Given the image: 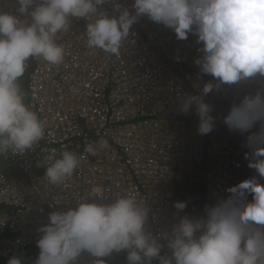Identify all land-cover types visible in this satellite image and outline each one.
<instances>
[{
    "label": "clouds",
    "instance_id": "1",
    "mask_svg": "<svg viewBox=\"0 0 264 264\" xmlns=\"http://www.w3.org/2000/svg\"><path fill=\"white\" fill-rule=\"evenodd\" d=\"M15 3V13L0 11V158L24 156L46 134L26 100L24 79L20 82L29 59L62 65L66 50L58 41L73 20L86 22L88 49L119 56L136 35L134 26L146 19L176 41L191 39L196 45L198 83L194 92L177 98V114L195 116L200 136L222 124L242 137L253 170L243 182L214 191L198 210L175 198L190 189L186 179L173 184L170 209L154 210L149 198L134 192L109 200L81 198L66 210L48 213L36 229L38 251L30 264H109L115 256H122L123 264H264V0ZM99 148H110L108 140L101 139ZM85 152L96 155L97 150L88 145ZM79 165L80 158L64 151L46 166L44 178L63 185ZM161 212L166 213L163 224ZM6 264L29 262L12 254Z\"/></svg>",
    "mask_w": 264,
    "mask_h": 264
},
{
    "label": "built area",
    "instance_id": "2",
    "mask_svg": "<svg viewBox=\"0 0 264 264\" xmlns=\"http://www.w3.org/2000/svg\"><path fill=\"white\" fill-rule=\"evenodd\" d=\"M17 7L15 0H0V11L15 13ZM85 23L73 20L58 41L66 50L62 65L31 58L20 80L46 134L24 156L0 158V224L6 222L0 228V259L23 254L30 264L38 251L36 229L48 213L81 198L109 200L134 192L149 198L154 210L170 209L173 184L186 179L190 189L182 192V201L198 210L217 189L253 175L242 137L222 124L200 136L195 116L177 114V98L194 92L198 83L193 40L178 42L144 19L115 56L87 48ZM182 125L187 135L174 158ZM101 139L110 148L100 150ZM88 145L96 155L85 152ZM64 151L80 158L79 168L63 185H50L45 168ZM165 215L161 212V224Z\"/></svg>",
    "mask_w": 264,
    "mask_h": 264
},
{
    "label": "water",
    "instance_id": "3",
    "mask_svg": "<svg viewBox=\"0 0 264 264\" xmlns=\"http://www.w3.org/2000/svg\"><path fill=\"white\" fill-rule=\"evenodd\" d=\"M180 132H181V135L177 137V140L175 141V147H174V152L172 153L174 158H175V153L177 152L179 154L180 150H181V147H182V144L184 143L185 139H186V135L185 134L187 132V126L186 125H182L180 126ZM185 134V135H183ZM194 137V136H193ZM188 141V140H187ZM235 146V145H234Z\"/></svg>",
    "mask_w": 264,
    "mask_h": 264
},
{
    "label": "trees",
    "instance_id": "4",
    "mask_svg": "<svg viewBox=\"0 0 264 264\" xmlns=\"http://www.w3.org/2000/svg\"><path fill=\"white\" fill-rule=\"evenodd\" d=\"M23 88L25 94H26V89L21 85ZM0 264H6V260L0 259ZM109 264H123V257L122 256H115L111 259Z\"/></svg>",
    "mask_w": 264,
    "mask_h": 264
},
{
    "label": "rangeland",
    "instance_id": "5",
    "mask_svg": "<svg viewBox=\"0 0 264 264\" xmlns=\"http://www.w3.org/2000/svg\"><path fill=\"white\" fill-rule=\"evenodd\" d=\"M175 198H176V200H181L182 201V198H181V196L179 195V193H175ZM112 259V258H111ZM111 261V260H110ZM109 261V262H110Z\"/></svg>",
    "mask_w": 264,
    "mask_h": 264
},
{
    "label": "bare ground",
    "instance_id": "6",
    "mask_svg": "<svg viewBox=\"0 0 264 264\" xmlns=\"http://www.w3.org/2000/svg\"><path fill=\"white\" fill-rule=\"evenodd\" d=\"M188 116H190V117H192V118H193V115H188Z\"/></svg>",
    "mask_w": 264,
    "mask_h": 264
}]
</instances>
